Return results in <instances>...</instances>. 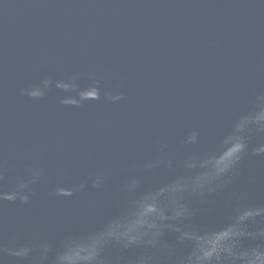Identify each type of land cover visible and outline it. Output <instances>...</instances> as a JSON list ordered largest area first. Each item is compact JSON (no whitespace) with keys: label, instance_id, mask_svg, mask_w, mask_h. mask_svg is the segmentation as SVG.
I'll use <instances>...</instances> for the list:
<instances>
[{"label":"water","instance_id":"water-1","mask_svg":"<svg viewBox=\"0 0 264 264\" xmlns=\"http://www.w3.org/2000/svg\"><path fill=\"white\" fill-rule=\"evenodd\" d=\"M253 261L264 0H0V264Z\"/></svg>","mask_w":264,"mask_h":264},{"label":"clouds","instance_id":"clouds-1","mask_svg":"<svg viewBox=\"0 0 264 264\" xmlns=\"http://www.w3.org/2000/svg\"><path fill=\"white\" fill-rule=\"evenodd\" d=\"M48 81H46L45 82V88H47L48 87ZM71 85H69V84H67V83H65V82H61V83H59L58 84V87H63V88H69ZM98 91H99V93H100V89L98 88V87H95ZM29 95H31V96H33V97H36V96H41V95H43L44 93H43V90L41 91V92H39V93H37L36 91H34V90H31L29 93H28ZM121 95L122 94H117L116 96H114V97H111L112 99H120L121 98ZM100 98V96L97 98V99H99ZM243 147V145H239L238 146V149H240V148H242ZM37 175H39V172H37L36 173ZM99 180H100V177H97V183L99 182ZM81 187H83V185H81ZM57 192L59 193V194H69V193H66V192H64V190H63V188L61 187V188H59V189H57ZM257 214H259V213H257ZM9 251H11L14 255H17V256H20V255H26L27 253H28V251L29 250H27V249H25L24 250V252H20V251H18V250H16V249H10ZM211 253H208V254H206L205 255V259H209L210 257H211ZM252 264H255V261H253L252 262ZM261 264H264V262H261Z\"/></svg>","mask_w":264,"mask_h":264},{"label":"snow or ice","instance_id":"snow-or-ice-1","mask_svg":"<svg viewBox=\"0 0 264 264\" xmlns=\"http://www.w3.org/2000/svg\"><path fill=\"white\" fill-rule=\"evenodd\" d=\"M234 151H235V149H234Z\"/></svg>","mask_w":264,"mask_h":264}]
</instances>
